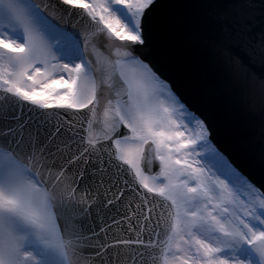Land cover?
<instances>
[{"label":"snow or ice","instance_id":"1","mask_svg":"<svg viewBox=\"0 0 264 264\" xmlns=\"http://www.w3.org/2000/svg\"><path fill=\"white\" fill-rule=\"evenodd\" d=\"M176 7L0 0V264H264V185L156 67Z\"/></svg>","mask_w":264,"mask_h":264},{"label":"water","instance_id":"2","mask_svg":"<svg viewBox=\"0 0 264 264\" xmlns=\"http://www.w3.org/2000/svg\"><path fill=\"white\" fill-rule=\"evenodd\" d=\"M171 2L177 7L166 36L167 50L156 63L157 69L189 103L196 101L194 108L210 113L213 142L225 157L243 175L264 185L260 165L264 156V0H250L252 8L246 16L234 10L241 0ZM220 10L230 13L226 53L218 49ZM62 23L71 27L77 20L65 18ZM233 28L238 30L234 36ZM17 111L9 109L8 114ZM30 115L25 108L23 118ZM123 213V207L109 206L103 216L111 224L112 216L120 218ZM86 223L95 226L100 221ZM113 230L124 235L115 225Z\"/></svg>","mask_w":264,"mask_h":264},{"label":"bare ground","instance_id":"3","mask_svg":"<svg viewBox=\"0 0 264 264\" xmlns=\"http://www.w3.org/2000/svg\"><path fill=\"white\" fill-rule=\"evenodd\" d=\"M236 33H238V30L235 29V28H233V36H234Z\"/></svg>","mask_w":264,"mask_h":264}]
</instances>
